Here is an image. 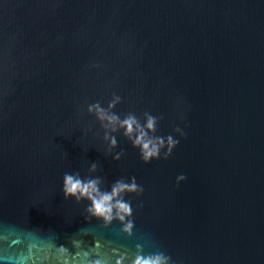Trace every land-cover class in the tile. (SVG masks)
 I'll list each match as a JSON object with an SVG mask.
<instances>
[{
    "label": "water",
    "instance_id": "water-1",
    "mask_svg": "<svg viewBox=\"0 0 264 264\" xmlns=\"http://www.w3.org/2000/svg\"><path fill=\"white\" fill-rule=\"evenodd\" d=\"M113 94L179 141L168 159L144 163L122 131L107 155L87 106ZM91 163L109 190L143 187L131 237L65 198ZM138 244L264 264V0H0V264H116Z\"/></svg>",
    "mask_w": 264,
    "mask_h": 264
},
{
    "label": "clouds",
    "instance_id": "clouds-1",
    "mask_svg": "<svg viewBox=\"0 0 264 264\" xmlns=\"http://www.w3.org/2000/svg\"><path fill=\"white\" fill-rule=\"evenodd\" d=\"M121 103V97L113 94L112 99L105 108L101 102L89 104L87 111L94 114L104 130V141L108 144L107 155L115 161H120L125 153L114 152L118 147L116 133L123 135L131 142L134 148L139 149L144 163H151L153 159H168L179 141L172 135L162 137L156 135L158 118L149 112L143 114L141 120L135 113L129 112L123 117L114 109ZM174 131L184 137L185 133L179 128ZM100 170L98 163H91L89 175L82 177L80 172H66L63 176V193L66 199L74 198L77 203L85 200L90 204L86 208L88 214L105 225L119 221L123 233L129 237L133 235L135 228L132 202L126 197L130 194H141L143 187L137 183L135 176L120 178L111 184L110 190L104 187V180L97 175H92ZM186 180V176L179 175L177 182ZM142 207V204L140 205ZM116 264H171V257L162 251L145 253L141 245H136L135 253L122 252Z\"/></svg>",
    "mask_w": 264,
    "mask_h": 264
}]
</instances>
